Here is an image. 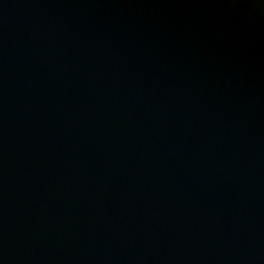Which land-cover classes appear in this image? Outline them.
<instances>
[{"label": "water", "instance_id": "water-1", "mask_svg": "<svg viewBox=\"0 0 264 264\" xmlns=\"http://www.w3.org/2000/svg\"><path fill=\"white\" fill-rule=\"evenodd\" d=\"M0 264H264V0H0Z\"/></svg>", "mask_w": 264, "mask_h": 264}]
</instances>
